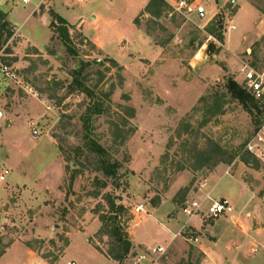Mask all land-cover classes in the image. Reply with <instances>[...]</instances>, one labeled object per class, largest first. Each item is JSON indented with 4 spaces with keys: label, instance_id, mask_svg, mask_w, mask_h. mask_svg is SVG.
Returning a JSON list of instances; mask_svg holds the SVG:
<instances>
[{
    "label": "rangeland",
    "instance_id": "1",
    "mask_svg": "<svg viewBox=\"0 0 264 264\" xmlns=\"http://www.w3.org/2000/svg\"><path fill=\"white\" fill-rule=\"evenodd\" d=\"M27 1L0 0V121L12 120L0 134V264L201 263L188 245L148 250L165 245L166 229L180 226L191 202L204 203L206 190L223 200L230 182L247 201L264 198V143L257 156L247 150L258 131L264 139V113L249 115L225 87L231 79L244 89V67L264 78V37L248 40L247 11L249 3L264 21V0H190L206 9L202 22L174 14L178 0ZM54 13L72 54L50 26ZM89 140L117 164V179L99 170ZM108 196L124 208L117 220L132 245L120 262L108 256L118 250L102 227ZM211 203L199 215L210 225L219 219L205 215ZM138 205L144 212L134 214ZM240 218L258 228L248 210ZM241 250L246 264L264 259L258 244Z\"/></svg>",
    "mask_w": 264,
    "mask_h": 264
},
{
    "label": "crops",
    "instance_id": "2",
    "mask_svg": "<svg viewBox=\"0 0 264 264\" xmlns=\"http://www.w3.org/2000/svg\"><path fill=\"white\" fill-rule=\"evenodd\" d=\"M27 5V4H25ZM248 28L251 31L248 33V40L255 39L257 35L264 37V21L259 20V16L257 11L248 3ZM10 19V18H9ZM12 120L8 116H4L0 121V134H10L11 133V122ZM5 126V127H3ZM228 186H230L233 190L231 192L224 191V194L221 195L219 198L227 199L232 207V213L228 214V218H219L213 224H207L200 216H193V217H186L183 214H180L178 218V224L180 226L174 228L173 230L166 229L168 235L166 236V243L165 245H159L157 247H162L167 249L171 245H177L178 247H187L191 248L194 247L200 255H202V262L199 264H246L245 254L242 252L243 245L247 244H258L260 245L261 249L264 248V198H255L248 194V201L244 194L241 191L237 194L235 191L237 188V184L227 182ZM212 191L213 190H206L202 196L204 203H202V210L205 208V204L209 201H214L212 198ZM238 198L236 199V197ZM242 197V198H241ZM248 210V220L250 222H254L255 225L258 224V228L250 231L246 225H243L241 222V214ZM197 219L195 223L194 219ZM164 221H166L164 219ZM167 223L169 221H166ZM263 224V225H262ZM188 228L193 231L194 241L191 239L184 238L181 232ZM218 229L219 233H213L214 229ZM261 237L258 240V237ZM138 238V237H136ZM135 239V238H134ZM132 240L135 246H142L146 247L144 243L140 241ZM12 247L9 251L14 249ZM88 248L95 252L90 246ZM9 251L3 256L2 260L5 258ZM258 249H250L249 252L251 254H257ZM99 255V254H98ZM179 255V253H178ZM181 255V253H180ZM180 258L184 257L179 256ZM146 260V257H142L141 264H173L174 256L165 257L162 260L155 261L151 263ZM264 262V259L262 260ZM260 262V264H263Z\"/></svg>",
    "mask_w": 264,
    "mask_h": 264
},
{
    "label": "trees",
    "instance_id": "3",
    "mask_svg": "<svg viewBox=\"0 0 264 264\" xmlns=\"http://www.w3.org/2000/svg\"><path fill=\"white\" fill-rule=\"evenodd\" d=\"M52 22L50 23L51 27H55L56 31L59 33V37L63 40L67 51H69L71 54L73 53L71 51V48L69 47L70 39L68 37V32L66 30V22L63 18H61L57 14H52ZM4 26H7V23L4 24ZM86 64H84V67ZM83 71V67L80 68L79 70H75V74L79 77L81 72ZM77 87L84 93L87 97L92 98V92L86 88L81 82L76 83ZM226 90L227 93L231 96L232 99L236 100L241 107L246 111L249 115H252V111L255 110L257 116L261 115L264 113V109H261L258 105L257 102H255L251 96L243 89V87L239 86L235 81L229 79L226 84ZM91 111V109H90ZM93 114L99 115L101 114V110L94 106L92 110ZM86 124V130H87V120L85 119ZM256 125H259L260 123L258 121H255ZM88 149L98 155L100 159V168L99 170L103 173V175L107 178L111 179H117V164L115 163H110L106 159V154L105 151L98 146L96 143L92 141H88ZM107 203L109 206V211L110 215L108 218L103 217L101 219L102 221V227L106 229L105 235L110 237L114 243L115 246L117 247L118 252L116 253H109L108 256L116 262H120L123 260L128 253L130 252L132 245L129 240L126 239L125 235L123 234V231L120 227V224L117 220L118 214L124 212V208L121 204H115V201L112 200L109 196L107 197ZM114 215V216H112Z\"/></svg>",
    "mask_w": 264,
    "mask_h": 264
},
{
    "label": "built area",
    "instance_id": "4",
    "mask_svg": "<svg viewBox=\"0 0 264 264\" xmlns=\"http://www.w3.org/2000/svg\"><path fill=\"white\" fill-rule=\"evenodd\" d=\"M78 2H85L86 0H76ZM23 4H27V0H22ZM173 13L181 16L185 19L194 17L196 20L202 22L206 20V9L201 5L197 4L196 1L190 0H178L171 4ZM195 59H202L201 52L195 55ZM1 72L4 73L9 78H16L15 74L8 70L7 67H2ZM243 80H244V89L251 96V98L257 102L264 104V78L262 75L256 74L249 68L244 67L242 69ZM32 138L36 139L38 136V131L35 129L31 130ZM264 143L262 130L258 131L252 140L247 144V150L252 153L254 156H257L259 148L262 147ZM0 181H4V176H0ZM232 207L226 200L212 201L211 205L204 211L205 215L209 218H220L232 213ZM134 214H141L144 212V206L138 205L134 209ZM183 213L187 217L199 216L203 213L202 203L191 202L190 205H187L183 210ZM165 252V249L162 247L151 248L148 250L149 256H161ZM69 264V263H68ZM71 264V263H70Z\"/></svg>",
    "mask_w": 264,
    "mask_h": 264
}]
</instances>
